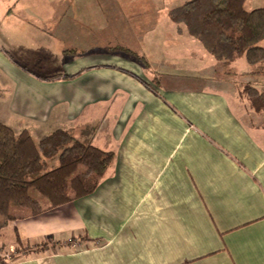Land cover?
I'll return each mask as SVG.
<instances>
[{
    "label": "crops",
    "instance_id": "crops-1",
    "mask_svg": "<svg viewBox=\"0 0 264 264\" xmlns=\"http://www.w3.org/2000/svg\"><path fill=\"white\" fill-rule=\"evenodd\" d=\"M165 5L0 0V122L35 142L64 130L114 155L91 195L19 211L8 231L17 256L0 264H264V124L242 121L255 114L236 105L239 77H228L250 68L178 35L179 6L161 18ZM50 47L53 66L14 65ZM183 53L196 70L171 72ZM16 236L54 247L28 253Z\"/></svg>",
    "mask_w": 264,
    "mask_h": 264
},
{
    "label": "trees",
    "instance_id": "trees-1",
    "mask_svg": "<svg viewBox=\"0 0 264 264\" xmlns=\"http://www.w3.org/2000/svg\"><path fill=\"white\" fill-rule=\"evenodd\" d=\"M244 3L245 0H186L169 12V21L178 35L187 33L215 62H242L243 68H250V75H258L264 68V8L246 10ZM241 96H246L254 113L264 114V92L247 83ZM113 156L81 143L64 130L35 142L28 131L15 133L0 122V216L5 218L2 227L16 221L19 211L37 216L91 195ZM41 199L47 207L42 206ZM16 243L28 253L54 247L51 241L35 247L23 245L18 236Z\"/></svg>",
    "mask_w": 264,
    "mask_h": 264
},
{
    "label": "rangeland",
    "instance_id": "rangeland-1",
    "mask_svg": "<svg viewBox=\"0 0 264 264\" xmlns=\"http://www.w3.org/2000/svg\"><path fill=\"white\" fill-rule=\"evenodd\" d=\"M185 1L186 0H162V3L166 4L165 5L166 6V10L164 11L162 9L163 13H162V17L161 18H165L164 14H165V12L167 10L174 8V6L175 7L176 6H181ZM244 7H245L246 10L264 8V0H245ZM30 44L31 43L29 42V45ZM261 46L264 47V42L261 43ZM69 49H72V47H66V50H69ZM22 50H23L22 54H23V56H25L24 55L25 54V52H24L25 49H22ZM55 50H53V48L50 47V50H49V52L47 54V53H45L44 49H42V50L38 49L39 54H40V52H42V54L38 58L39 61L37 60L38 63H36V64L34 63V64H30V65H25L23 60H19L18 61V60H14V59H13L14 60L13 62L17 64V65L16 64H14V65L16 67H18L21 71L28 70V72H29L32 69L37 71V69L41 67V62L46 60V61H49L50 63L47 64V65L43 64V66L48 68V66H53V65H51V62L53 60H55L56 57H57V56H55L56 53H57V51H55ZM6 51H7V49L5 50V52ZM46 54H47V56L45 57ZM187 54H192V55L195 56V52H188ZM185 55L186 54L183 53V56L181 57L182 59L179 60L178 63L183 61L182 63H180V65L178 63H177L178 65H172L171 72H174V73L176 72L178 74L179 73L183 74V73H188V72H192V71L196 70V68L195 69L192 68L193 69L192 70L189 67V65L187 64L188 63L187 60L194 61L193 58L192 59L187 58V56L185 57ZM179 66H182L183 68H180ZM218 69H222V68H218ZM235 72H236V75H228V77H230V76L239 77L238 79L234 80V81H236L235 84H236V86H238L239 91L241 90V88L243 89V86L246 83H249V84L251 83V84L255 85L257 88H259L260 91H264V69H261L260 73L258 75H250V76L249 75L248 76L244 75L243 69L236 70ZM51 74H52V71L50 69H47V71H45V75H43V76H46V77H48V76H57V75H51ZM223 75H225V74H223ZM225 76H227V75H225ZM153 82L157 84V81L154 78H153ZM238 89H237V91H238ZM234 102L236 103V105L239 104L240 107L244 106V108L246 110L248 109V111H250L251 113H254L249 108V103H248V100L246 99V96L245 97L241 96V92H237L236 93V96H234ZM254 114H255V116L258 119L254 116L255 118L253 117V120L250 121L249 118H248L249 116L246 115L245 112L244 113H242V112L240 113V115H243L242 116V121L247 125L248 128H251L252 130H254L253 126L263 125L264 124V114H260V113L259 114L254 113ZM33 139L36 140L35 137H33ZM32 196H34L37 199L39 198V196L35 192H32ZM40 203L42 205H44L45 200L41 199ZM12 209H11V214L14 213L12 211ZM17 215L21 216L22 214L17 213ZM4 221H5V218L0 216V258H1L2 261L3 260H8V258H12L14 256H17L16 250H10L9 244H8L11 241L10 239L12 238L11 231L9 233H8V231L10 230L9 228H10L11 224H13V223H9L8 227L5 229V231H3L2 230L3 229L2 226L4 224ZM12 233H13V231H12Z\"/></svg>",
    "mask_w": 264,
    "mask_h": 264
}]
</instances>
